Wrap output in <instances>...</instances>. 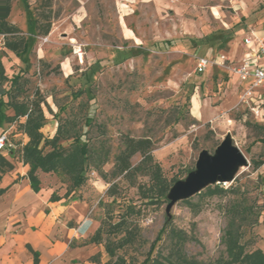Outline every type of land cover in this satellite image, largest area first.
<instances>
[{
  "label": "rangeland",
  "instance_id": "1",
  "mask_svg": "<svg viewBox=\"0 0 264 264\" xmlns=\"http://www.w3.org/2000/svg\"><path fill=\"white\" fill-rule=\"evenodd\" d=\"M32 1L15 0L9 17L28 34L33 30ZM54 8L55 32L33 36L26 64H7L8 74L22 73L28 80L19 100L30 101L38 94L61 118L77 114L85 132L82 140L107 151L104 162L95 160L98 168H89L88 181L76 193L98 227L103 224L107 230L123 217L124 226L134 227L135 239L117 255L129 264H143L166 227L158 247L163 256L176 248L171 231L180 230L187 235L182 250L188 257L204 263L227 257L222 236L227 211L237 200L254 206L245 233L247 250L264 252V119L254 115L252 101H242L244 84L228 67L213 65L204 73L195 72L196 57L223 53L232 64L239 63L246 51L243 37L251 30L264 33V0H54ZM226 30L232 37L222 48L199 46L198 39L211 32L220 37ZM41 49L45 57L40 60ZM63 61L69 65L65 71ZM215 106H221L218 113ZM44 109L48 121L43 132L52 137L57 119L45 105ZM12 112L5 105L3 118ZM2 121L3 130L14 139L16 123ZM125 134L155 141L152 162L168 182L185 179L201 152L214 154L228 135L249 164L239 167L232 181L222 183L228 192L212 193V185L176 202L168 212L166 199L151 201L149 170L130 178L113 175ZM141 160L136 154L132 163ZM254 160L262 163L257 166ZM45 177L61 186L60 192L67 188L56 174ZM112 183L118 184L119 192L114 200L107 195ZM128 206L133 207L129 212ZM110 237L105 231L104 241ZM101 258L106 261L110 255L106 252Z\"/></svg>",
  "mask_w": 264,
  "mask_h": 264
},
{
  "label": "trees",
  "instance_id": "2",
  "mask_svg": "<svg viewBox=\"0 0 264 264\" xmlns=\"http://www.w3.org/2000/svg\"><path fill=\"white\" fill-rule=\"evenodd\" d=\"M14 1L0 0V35L4 36L6 49L15 52L17 55H23L28 50L29 39L25 31L9 19ZM33 12L35 34L47 36L52 30L54 19L57 17L54 0H37ZM231 37L232 34L229 30L224 31L220 37H216V34L211 32L198 39V44L200 47L216 45L217 48H222ZM3 54L4 52L0 53V114L5 105L10 106L14 114L5 116L6 119L11 123H16V131H21L29 137L28 142L20 149L19 159L30 166L28 171L30 184L38 192L41 189L39 172L53 173L61 178L62 182L67 183L65 195H68L88 181L89 168L91 166L98 168L99 163L97 164L95 160L104 162L103 157L107 155V151L102 147L91 146L88 139L82 140L85 132L83 134L81 132V122L77 114L72 117L61 118L58 113H53L46 98L38 94L30 101L19 100V96L23 92V83L28 82V80L22 73H18L12 78L7 76L5 66L2 63ZM7 82H10L9 88L5 87ZM4 96H7V100H3ZM44 105L54 114L58 122L52 137L46 136L42 131L48 121ZM90 122V117H86L85 124ZM63 142L68 143L64 145ZM121 143L122 147L115 154L113 175L130 178L138 171L149 170L152 181L148 189L150 197H152L151 201L157 202L166 199L169 202L168 193L179 179L168 182L162 176L160 166L152 162L155 141L148 136L135 137L125 134L121 137ZM6 151L16 157L12 147L7 148ZM136 154L142 156L138 165L132 163V158ZM254 163L259 166L262 162L254 160ZM13 167L14 164L0 151V171H6ZM117 185L112 183L107 190V195L113 200L119 193ZM212 185L214 186L212 193L228 192L229 188H224L221 183L211 184L207 187L210 188ZM59 199L60 196L56 193L51 196L53 201ZM132 208V206H128L127 212L131 211ZM227 212L229 213V220L222 236L226 245L227 257H219L208 263L188 257L182 250V243L187 239V235L180 230L171 231L173 244L176 248L169 255L163 256L158 250L162 235L166 231V227H163L152 242L143 264H264V252L261 249L251 252L247 250L248 244L245 233L247 226L252 223L251 217L254 213V206L245 203L243 200H237ZM126 223V217H123L119 222H111L107 230L101 224L87 240L89 243H104L110 259L103 264H129L125 257L117 255L118 249H122L135 239L134 227L124 226ZM105 231L109 235L112 234L113 237L104 241ZM119 234L120 236L117 237Z\"/></svg>",
  "mask_w": 264,
  "mask_h": 264
},
{
  "label": "crops",
  "instance_id": "3",
  "mask_svg": "<svg viewBox=\"0 0 264 264\" xmlns=\"http://www.w3.org/2000/svg\"><path fill=\"white\" fill-rule=\"evenodd\" d=\"M36 1L29 2L30 9L33 10ZM33 19L34 16L31 18L32 32L30 34L25 32L29 39V47L23 55H17L6 49L4 36L0 35V53L4 52L2 63L9 78L13 76L8 74L7 64H26L25 61L31 50V38L37 36ZM12 22L18 25L17 22ZM56 28L54 23L49 35H52ZM37 53L38 59H44L42 49ZM66 62L61 63V69L64 71L69 68ZM239 82L243 84L240 80ZM254 96L261 103L264 119V86L259 88ZM215 108L218 113L221 106H215ZM11 110L13 111L12 108ZM13 114L14 112L6 116ZM2 120L9 122L1 113L0 134L5 131ZM10 139L16 157L6 150L2 151L14 167L0 171V189L2 190L0 193V264H103L107 262L109 259L106 261L100 259L102 254L103 256L106 254L103 243L87 242L98 226L96 219L88 214L89 208L86 201L77 197L76 190L68 195H65L67 188L60 192L61 186L56 187V182L52 184L45 177L52 173L41 171L39 172L41 189L36 192L28 179L30 166L19 159L20 149L28 142L29 137L21 131H16L14 139L13 137ZM53 193L59 195L60 199L51 200Z\"/></svg>",
  "mask_w": 264,
  "mask_h": 264
},
{
  "label": "water",
  "instance_id": "4",
  "mask_svg": "<svg viewBox=\"0 0 264 264\" xmlns=\"http://www.w3.org/2000/svg\"><path fill=\"white\" fill-rule=\"evenodd\" d=\"M248 164L246 155L228 135L218 145L214 154L203 150L196 168L189 172L185 179L177 181L171 187L167 196L168 212L176 202L194 196L208 185L232 181L239 167ZM168 218L170 219V214Z\"/></svg>",
  "mask_w": 264,
  "mask_h": 264
},
{
  "label": "built area",
  "instance_id": "5",
  "mask_svg": "<svg viewBox=\"0 0 264 264\" xmlns=\"http://www.w3.org/2000/svg\"><path fill=\"white\" fill-rule=\"evenodd\" d=\"M246 48L239 63L232 64L233 59L226 54L219 53L214 58L196 57V73H204L210 66L218 65L228 67L238 79L246 84L243 94L240 96L242 101H252L254 105L251 109L256 117H262V106L255 99V92L264 86V33L257 30H251L242 40ZM13 148L8 131L0 134V151L7 148Z\"/></svg>",
  "mask_w": 264,
  "mask_h": 264
}]
</instances>
